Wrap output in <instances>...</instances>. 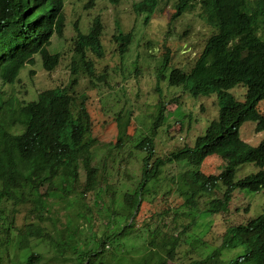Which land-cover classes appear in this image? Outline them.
<instances>
[{"label":"trees","instance_id":"16d2710c","mask_svg":"<svg viewBox=\"0 0 264 264\" xmlns=\"http://www.w3.org/2000/svg\"><path fill=\"white\" fill-rule=\"evenodd\" d=\"M64 2L0 0V264H43L44 259L59 264H170L186 237L189 242L194 239L187 234L193 224L169 229L153 216L141 227L136 224V213L150 190L148 182L158 178L162 167L178 166L182 182L177 191L188 211L196 210L199 200L207 198L206 212L223 214L236 190L264 189V137L252 147L238 134L249 120L255 121L256 131H264V114L257 108L264 99V0H177L174 4L169 24L197 5L199 16L213 33L191 69L171 68L167 84L182 87L194 97L216 93L220 108L192 146L152 160L153 141L165 119V105L158 102L145 134L134 140L132 148L137 154L130 152L125 159L124 168L130 158L138 164L139 181L128 184L121 192L122 204L115 208L104 198L108 176L94 163L97 142L91 137L90 116L83 103L76 106L72 91L77 73L91 81L90 55L102 56L101 22L93 19L87 34L75 27L73 52L78 60L71 63L74 78L67 87L41 90L28 101L12 89L22 68L32 66L35 56L47 73L59 63L60 55L48 47L52 37H62ZM156 6L157 0H140L134 8L147 21ZM131 40L130 32L113 37L120 56ZM165 53L161 55V79L169 65L168 51ZM239 84L246 90L243 102L227 92ZM123 118L118 113V147L128 143V119ZM211 155L219 157L223 166L215 175H204L200 165ZM244 164H253L258 170L236 179L237 168ZM91 195L98 209L94 214L84 210ZM67 198L72 205L65 202ZM52 203L71 213L61 231L54 230L57 219L51 215ZM92 221L101 222V229L94 230ZM84 230L88 234L83 237ZM140 237L144 238L145 254L137 256L139 263L123 242ZM39 244L47 249L40 250ZM238 247L242 254L222 261L224 251ZM198 257L191 264H264V206L256 218L228 226L219 246L206 257Z\"/></svg>","mask_w":264,"mask_h":264},{"label":"rangeland","instance_id":"374dc122","mask_svg":"<svg viewBox=\"0 0 264 264\" xmlns=\"http://www.w3.org/2000/svg\"><path fill=\"white\" fill-rule=\"evenodd\" d=\"M139 1L65 0L62 37H52L48 47L51 53L57 52L60 55L59 63L52 72L47 73L41 67L38 56H35L33 65L24 66L18 75L19 82L12 86V89L19 91L26 101L35 99L36 93L41 90L67 87L69 81L74 78L70 70L71 63L78 60L73 52L75 27L82 34H87L93 19L101 22L102 56L90 55L93 61L92 79L90 81L86 75L77 73L75 76L78 78L77 85L72 87V91L77 97L76 106L83 103L90 116L91 137L97 142L94 163L103 168L105 176H108L104 198L107 204L112 201L114 208L119 203L122 204L121 192L128 184L139 181L138 164L133 163L134 159L130 158L124 168L125 159H128L130 152L137 154L132 148L134 140L138 134H145L143 130L150 118L156 114L158 102L165 105V119L153 141L152 160L163 158L184 146H192L194 139L217 117L221 104L216 93L194 97L183 91L182 87L167 84L171 68H179L184 72L191 69L207 38L213 33L199 16L198 6L195 5L188 13L169 24V15L173 12L177 0H157L155 12L147 21L144 20L145 15L138 14L134 8ZM128 32L131 33L132 40L127 52L120 56L116 51L118 46L113 42V37ZM166 51L169 55V65L163 72L165 78L161 79L159 76L161 55L166 54ZM227 92L239 102L245 99L246 90L241 84L228 89ZM257 108L264 114V99L258 102ZM118 113L126 118L125 121L128 119L125 130L128 143L123 147H118L119 142H116L119 136L116 121ZM255 126V121L249 120L238 129L241 140L252 147L258 145L264 137V131H256ZM222 166V160L211 155L203 160L199 170L204 175H215L220 172ZM257 170L253 164L239 166L236 170V179ZM178 171V166L168 164L160 169L158 178L150 179L148 182L150 190L149 193H145L148 195L143 196L139 213H136L138 214L136 224L141 227L143 221L149 220L151 216L157 217L156 223L159 222L160 226L169 229L193 224L187 234L194 239L189 242L186 237V243L180 246L175 260L170 262L191 264L200 259L198 254L204 258L219 246L221 234L228 226L243 224L261 213L264 206V189L259 192L236 190L227 211L223 214L206 212L207 198L199 200L196 210L188 211L184 208V198L177 191L182 182ZM219 190L217 189L215 193L217 194ZM87 197L88 200L84 199L87 200L84 203V210L94 214L98 209L93 204L92 195ZM65 202L72 205L68 198ZM51 205V215L53 219H57L54 230L61 231L65 228L66 217L71 213L61 204ZM72 208L74 211L77 210L74 206ZM93 229L100 230L101 222L98 225L93 222ZM87 234L88 231L84 230L82 236ZM143 239L140 237L123 242L124 247L139 263L141 261L137 256L145 254ZM39 247L42 251L47 249L45 244H39ZM239 254H242L241 247L224 251L222 261L235 259ZM43 264L59 263L44 259Z\"/></svg>","mask_w":264,"mask_h":264}]
</instances>
